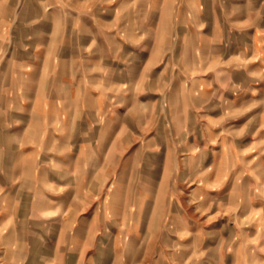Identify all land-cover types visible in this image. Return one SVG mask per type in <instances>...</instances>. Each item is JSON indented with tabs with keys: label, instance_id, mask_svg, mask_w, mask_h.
<instances>
[{
	"label": "crops",
	"instance_id": "0c3cea01",
	"mask_svg": "<svg viewBox=\"0 0 264 264\" xmlns=\"http://www.w3.org/2000/svg\"><path fill=\"white\" fill-rule=\"evenodd\" d=\"M124 7L158 12L157 50H103ZM151 122L201 125L187 196L163 194ZM262 171L264 0H0V264L264 261Z\"/></svg>",
	"mask_w": 264,
	"mask_h": 264
},
{
	"label": "rangeland",
	"instance_id": "374dc122",
	"mask_svg": "<svg viewBox=\"0 0 264 264\" xmlns=\"http://www.w3.org/2000/svg\"><path fill=\"white\" fill-rule=\"evenodd\" d=\"M103 3H109L112 0H102ZM120 3H126L127 0H118ZM142 1L146 0H135L136 6L138 3H142ZM143 11L133 10L127 11L125 7L123 10H116L113 12V18L115 19L116 24L113 26H109L104 21L103 25V34L102 38L107 44L104 42L103 50H111L112 46L110 43L111 34L116 35L119 39L118 50H127L131 48V46H137V40L140 37L147 38L148 40V49L150 51L157 50L159 46V27H158V12H150V24L147 23V27L144 28L143 19ZM104 19L110 17V12L103 11ZM135 36L134 38L132 36ZM92 49V48H91ZM114 49V48H113ZM195 134L197 137L196 140H193L190 135ZM151 135L153 138L150 140V162L152 166L154 164H166L167 168L170 170L167 173L168 182L166 186L163 188V194L167 195V200H172L174 194H180L182 196H187L190 194V187H180L178 186L180 179H186L188 184L190 183V173L187 171L180 170V165L184 164L187 166L188 163L192 161H196L192 158L191 147L196 145L197 143L202 145L204 143V139H202V129L200 124L194 123H159V122H151ZM166 136V137H165ZM144 139L142 138H134L131 141V146L142 147V142ZM147 140H145L146 142ZM148 150V144L144 147V152ZM142 152V151H140ZM135 163L145 161L148 162L147 154L142 155L136 154L134 156ZM202 160V159H201ZM200 160V161H201ZM204 165L207 163V158L204 156V159L200 162ZM190 168V165L188 166ZM175 168V170H174ZM187 168V167H186ZM261 168V167H260ZM153 169V167H152ZM153 173V172H152ZM264 174V171H262ZM171 179V181H170ZM263 194V192H262ZM158 200V199H157ZM158 204H153V209H156ZM232 218V234H231V242H235L239 237V229L244 224V219L241 218L239 211H231ZM240 216V217H239ZM234 228V229H233ZM207 253L209 255L212 251H199V255L205 256ZM233 251H231V254ZM248 258H250L251 264H254V259H259L258 264H264V261H260V257L257 256L252 251L247 252ZM252 256V257H251ZM211 258V257H210ZM231 260H233V254L231 255Z\"/></svg>",
	"mask_w": 264,
	"mask_h": 264
}]
</instances>
